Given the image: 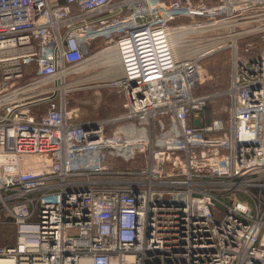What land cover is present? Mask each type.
I'll return each mask as SVG.
<instances>
[{
	"label": "built area",
	"instance_id": "obj_1",
	"mask_svg": "<svg viewBox=\"0 0 264 264\" xmlns=\"http://www.w3.org/2000/svg\"><path fill=\"white\" fill-rule=\"evenodd\" d=\"M162 4L0 0L2 264H264V46L239 48L264 0L172 2L186 55L148 21ZM99 39L125 52L123 110L81 121L71 77ZM222 52L228 86L201 91Z\"/></svg>",
	"mask_w": 264,
	"mask_h": 264
},
{
	"label": "rangeland",
	"instance_id": "obj_2",
	"mask_svg": "<svg viewBox=\"0 0 264 264\" xmlns=\"http://www.w3.org/2000/svg\"><path fill=\"white\" fill-rule=\"evenodd\" d=\"M177 0H160L162 2L163 7L159 8L158 13L153 12L149 13L148 21L151 23H167L166 26L173 27V26H184L180 25L183 23H189V16L186 15L187 12H183L182 10H172V2H176ZM186 1V0H185ZM208 5H214L219 2V0H205ZM155 2V0H153ZM166 7V8H164ZM158 9V8H155ZM129 14L128 12H126ZM161 14L163 16L165 14L168 15L167 19L161 18ZM179 14V15H178ZM135 21L132 20V23ZM131 24H127L123 28H127ZM188 25V24H185ZM222 34V32H217V35ZM118 34L114 35L115 41L119 40ZM114 43V42H113ZM217 43V41H216ZM253 43V45H252ZM106 44L103 39H99L96 42H93L90 46V59H88V66L90 67L87 71L82 72L81 74L73 75L71 78L74 79L75 83L72 84L71 87L73 90L70 92V107L76 112L78 115L76 118L78 120H88V119H103L108 118L111 116H115L119 114L123 108V96L119 86L114 84L116 80L114 78H109V76L105 75V70L107 67V63H101L98 61H92L94 58L93 56L97 54L99 51L105 48ZM246 44L252 45V47L264 46V39L261 36H248L242 37L239 40V48L242 50V47ZM115 45V44H114ZM112 45L109 48H113ZM259 49H255L254 52H257ZM253 52V53H254ZM92 57V58H91ZM122 69H123V61L121 62ZM86 64V65H87ZM204 67L206 68L205 77L208 79L205 83L201 86V91L209 92L214 89H223L225 90L229 83V74L231 70L230 66V53L222 52L216 53L214 57H209L203 63ZM92 66V67H91ZM211 111V108H209ZM216 107H212L213 114ZM209 111V110H208ZM212 114V113H211ZM171 121V117L168 115L163 117V119ZM130 123L125 122L124 125ZM121 124V126H123ZM130 129H134L135 131L141 132L142 128L138 125H129ZM3 219V223L0 224V245L9 243L12 241L14 232H13V224L10 221H5Z\"/></svg>",
	"mask_w": 264,
	"mask_h": 264
},
{
	"label": "bare ground",
	"instance_id": "obj_3",
	"mask_svg": "<svg viewBox=\"0 0 264 264\" xmlns=\"http://www.w3.org/2000/svg\"><path fill=\"white\" fill-rule=\"evenodd\" d=\"M162 30H163V33H165L166 35V40L168 41V45L173 49V51L175 53L178 52V53H181L182 55H186L187 49L183 47L182 44H184L183 43L184 38L190 35L192 27L189 25L173 26V27L163 26ZM160 31L161 30H156V33ZM159 34H161V32ZM219 42L220 41L217 40V43ZM211 43L214 44V42H211ZM93 57L94 58L91 60V62L98 61L101 63L103 62L107 63L109 67H107L104 73L106 76H109V78L116 77L115 79H120L123 76V69H122L121 62L123 61L124 63L125 52L123 50L121 43L114 45L112 49L111 48L103 49L99 51L97 54H95ZM88 59H90V55L87 57L85 61L88 62ZM0 264H2L1 261H0Z\"/></svg>",
	"mask_w": 264,
	"mask_h": 264
},
{
	"label": "water",
	"instance_id": "obj_4",
	"mask_svg": "<svg viewBox=\"0 0 264 264\" xmlns=\"http://www.w3.org/2000/svg\"><path fill=\"white\" fill-rule=\"evenodd\" d=\"M196 123L199 124L200 123V120L196 121Z\"/></svg>",
	"mask_w": 264,
	"mask_h": 264
}]
</instances>
